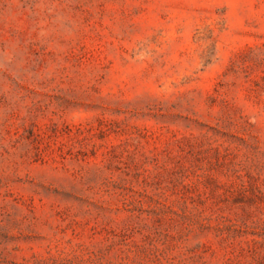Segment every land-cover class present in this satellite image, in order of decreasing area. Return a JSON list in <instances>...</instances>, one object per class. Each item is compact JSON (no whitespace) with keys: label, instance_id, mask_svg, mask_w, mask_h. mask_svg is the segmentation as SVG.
<instances>
[{"label":"rangeland","instance_id":"374dc122","mask_svg":"<svg viewBox=\"0 0 264 264\" xmlns=\"http://www.w3.org/2000/svg\"><path fill=\"white\" fill-rule=\"evenodd\" d=\"M0 264H264V0H0Z\"/></svg>","mask_w":264,"mask_h":264}]
</instances>
